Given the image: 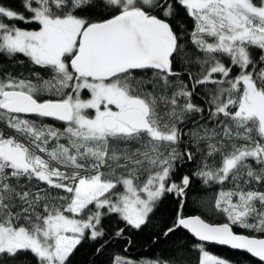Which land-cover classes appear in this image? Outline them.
<instances>
[{
    "label": "snow or ice",
    "instance_id": "1",
    "mask_svg": "<svg viewBox=\"0 0 264 264\" xmlns=\"http://www.w3.org/2000/svg\"><path fill=\"white\" fill-rule=\"evenodd\" d=\"M0 60V264H264V0H0Z\"/></svg>",
    "mask_w": 264,
    "mask_h": 264
},
{
    "label": "trees",
    "instance_id": "2",
    "mask_svg": "<svg viewBox=\"0 0 264 264\" xmlns=\"http://www.w3.org/2000/svg\"><path fill=\"white\" fill-rule=\"evenodd\" d=\"M7 2L13 7H19V0H7ZM29 65H18L10 63L7 60H0V75L11 72L13 75L24 73L27 75ZM174 209V203L171 199L166 200L161 206L154 223H160L169 219ZM189 214H200L201 210L191 206L187 209ZM155 231L151 226L144 229L141 232H135L130 234V238L133 244L128 249V255L133 257H150L153 253L164 252L165 255L169 254L174 247L179 245L188 244L190 246L192 237L185 232L178 233V235L171 240L161 238V241L157 247H154L152 240L155 239ZM89 244H85L76 253V259L74 264H110V257L114 252H123L126 245L121 239H113L106 246V250L103 254H96L93 248ZM208 250L217 256L229 259L233 264H259L258 260L252 258L248 254L236 250H232L219 245H209ZM194 255V253L192 254ZM24 264H27L25 261Z\"/></svg>",
    "mask_w": 264,
    "mask_h": 264
},
{
    "label": "water",
    "instance_id": "3",
    "mask_svg": "<svg viewBox=\"0 0 264 264\" xmlns=\"http://www.w3.org/2000/svg\"><path fill=\"white\" fill-rule=\"evenodd\" d=\"M223 247H226V246H223ZM226 248H228V247H226ZM230 249V248H229ZM236 251H238V250H236ZM240 252H242V251H240ZM247 254V253H246ZM249 256H250V254H248ZM253 258V257H252ZM254 259H256V258H254ZM257 260V259H256Z\"/></svg>",
    "mask_w": 264,
    "mask_h": 264
}]
</instances>
